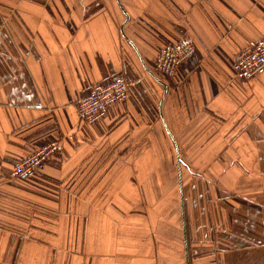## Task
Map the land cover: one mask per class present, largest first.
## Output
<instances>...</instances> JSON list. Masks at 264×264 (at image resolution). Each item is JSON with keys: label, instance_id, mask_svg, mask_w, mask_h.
Returning a JSON list of instances; mask_svg holds the SVG:
<instances>
[{"label": "crops", "instance_id": "0c3cea01", "mask_svg": "<svg viewBox=\"0 0 264 264\" xmlns=\"http://www.w3.org/2000/svg\"><path fill=\"white\" fill-rule=\"evenodd\" d=\"M263 37L264 0H0V264H264V72L233 67Z\"/></svg>", "mask_w": 264, "mask_h": 264}, {"label": "built area", "instance_id": "2783aa9c", "mask_svg": "<svg viewBox=\"0 0 264 264\" xmlns=\"http://www.w3.org/2000/svg\"><path fill=\"white\" fill-rule=\"evenodd\" d=\"M195 52L189 37H182L170 47L161 49L156 60V69L171 75L175 67ZM234 70L243 79L264 71V37L238 53L234 60ZM128 82L122 74L116 75L105 85H94L86 99L77 105L79 117L88 124L99 121L107 108L127 98ZM58 144L50 142L18 160L11 168L14 179H26L43 167L45 161L57 150Z\"/></svg>", "mask_w": 264, "mask_h": 264}, {"label": "rangeland", "instance_id": "374dc122", "mask_svg": "<svg viewBox=\"0 0 264 264\" xmlns=\"http://www.w3.org/2000/svg\"><path fill=\"white\" fill-rule=\"evenodd\" d=\"M245 49H246V48H245ZM240 52H241V51H240ZM190 56H191V55H190ZM190 56H188V57H190ZM188 57H186V58H188ZM235 57H236V56H235ZM186 58H185V59H186ZM185 59H183V60H185ZM183 60H182V61H183ZM182 61H181V62H182ZM181 62H180V63H181ZM180 63H179V64H180ZM233 63H234V62H233ZM179 64H178V65H179ZM178 65H177V66H178ZM177 66L175 67L174 72H173L171 75H173V74L175 73ZM234 72H235V70H234ZM263 72H264V71L259 72V73L255 74V75H253V76L259 75V74H261V73H263ZM163 74H165V73H163ZM117 75H118V74H117ZM165 75H168V74H165ZM171 75H169V76H171ZM235 75L239 76L238 74H236V72H235ZM122 76H123V75H122ZM253 76H251V77H253ZM123 77H124V76H123ZM239 77L242 78L241 76H239ZM251 77H250V78H251ZM124 78H125V77H124ZM247 79H249V78H247ZM127 95H128V93H127ZM33 174H34V173H33ZM20 180H23V179H20Z\"/></svg>", "mask_w": 264, "mask_h": 264}]
</instances>
